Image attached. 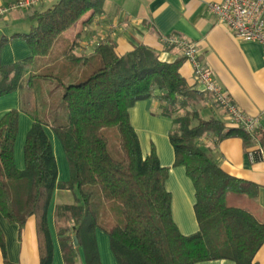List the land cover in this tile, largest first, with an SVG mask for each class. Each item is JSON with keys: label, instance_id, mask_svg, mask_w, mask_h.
Listing matches in <instances>:
<instances>
[{"label": "trees", "instance_id": "16d2710c", "mask_svg": "<svg viewBox=\"0 0 264 264\" xmlns=\"http://www.w3.org/2000/svg\"><path fill=\"white\" fill-rule=\"evenodd\" d=\"M102 4L103 0H57L35 15L30 31L21 34L32 56L6 66L1 52L10 40L0 39V97L14 91L24 94L21 108L0 118V212L20 231L30 217L37 218L41 264L52 262L47 209L56 189L70 190L74 196L73 203L54 208L66 264H76L79 247L86 264H101L94 235L98 228L109 235L118 264H196L218 259L258 264L255 254L264 244V220L256 202L259 186L230 176L204 145L207 136L214 146L230 137L242 138L247 148L255 141L241 128L202 117L197 106L206 92L196 83L189 85L179 73L181 60L162 61L144 44L119 54L107 40L93 55L66 50L55 63L33 70L35 58L46 57L58 36L87 12L101 13ZM81 69L76 82L65 83ZM43 80L63 86L66 124L42 120L37 97L25 98V92H33ZM153 96L160 102V113L174 121L168 137L174 165L185 166L194 183L199 229L191 235L178 231L172 218V196L166 188L169 168L160 165L154 150L145 157L141 154L130 120V108ZM20 111L33 122L24 143L23 170L14 158ZM45 127L56 133L66 152L71 172L67 182L58 180V164ZM258 139L264 149V133ZM3 237L0 229L4 264H13L6 257Z\"/></svg>", "mask_w": 264, "mask_h": 264}, {"label": "crops", "instance_id": "0c3cea01", "mask_svg": "<svg viewBox=\"0 0 264 264\" xmlns=\"http://www.w3.org/2000/svg\"><path fill=\"white\" fill-rule=\"evenodd\" d=\"M17 1L20 0H0V7L4 8ZM56 1L51 0L29 8L14 9L0 15V39L4 36L10 40L1 52V60L5 66L32 56L30 46L21 34L30 31L35 23V15ZM221 1L103 0L101 13L87 12L72 27L70 26L58 36L50 53L43 57L46 61L43 62L40 58L34 59V63L37 62L36 65L39 64V60L41 62L36 69L51 65L63 58L66 50H72V53L76 55H93L96 51L93 42L104 37L115 44V49L119 54H125L137 45L144 44L153 49L162 61L172 63L181 60L179 73L189 85H193L195 79L192 63L185 59L180 48L164 46L160 40L163 35L177 34L197 43L196 45L202 52L201 58L212 67L218 84L228 93L231 101L240 106L248 116L261 118V126L256 135L259 138L260 134L264 133L263 47L259 43L237 38L219 22L215 14L208 9L207 4ZM56 48H58L57 51H54ZM53 53H56L54 57H52ZM197 89L200 88L197 87ZM23 96L22 91H14L0 97V118L12 109H20ZM156 98L153 96V98L148 97L136 102L130 108V120L140 140L141 154L145 157L154 150L160 165L169 168L166 188L172 196V218L178 231L184 235H191L199 229L194 209L196 202L194 183L187 175L185 166L174 165V149L168 139L169 132L174 127V121L173 118L160 113V102ZM197 108L203 118L214 117L227 127L233 126L225 111L213 101L209 93H206L205 100ZM18 119L19 128L14 144V158L17 168L23 170L25 168V159L22 158L23 144L33 122L23 111H20ZM45 131L51 140L58 164L59 155L65 154L62 143L54 131L48 130V127H45ZM55 145H57L56 148ZM204 145L211 149L221 169L230 176L252 181L259 186L256 202L259 215L264 220V159L253 161L248 152L249 148L240 137L226 138L214 146L212 138L207 136L204 139ZM65 161L62 155L63 169ZM73 202L74 196L70 190L56 189L49 209H47L49 236H51L53 247L51 264H66L57 236L54 208L60 203ZM36 223L37 218L32 216L20 231L18 224H11L0 212V229L4 235L6 257L11 263L41 264ZM94 235L101 264H118L110 247L109 236L99 228L96 229ZM77 249L76 264H86L83 248ZM1 250L0 245V264H4V255ZM255 255L258 264H264V244ZM196 264L236 263L230 259H218L201 261Z\"/></svg>", "mask_w": 264, "mask_h": 264}, {"label": "built area", "instance_id": "2783aa9c", "mask_svg": "<svg viewBox=\"0 0 264 264\" xmlns=\"http://www.w3.org/2000/svg\"><path fill=\"white\" fill-rule=\"evenodd\" d=\"M49 1L51 0H20L4 8L0 7V15ZM207 5L219 22L237 38L259 43L263 47L264 56V0H222ZM160 40L164 46L177 47L183 51L185 59L193 65L195 85L211 95L213 101L225 111L233 126L243 129L252 136L255 145L248 150L250 158L253 161L264 159V149L256 136L261 126V118L248 116L240 106L231 101L228 93L218 84L212 67L201 58L202 52L197 43L173 33L163 35ZM106 42V38L100 37L93 42L94 49Z\"/></svg>", "mask_w": 264, "mask_h": 264}, {"label": "rangeland", "instance_id": "374dc122", "mask_svg": "<svg viewBox=\"0 0 264 264\" xmlns=\"http://www.w3.org/2000/svg\"><path fill=\"white\" fill-rule=\"evenodd\" d=\"M57 49L58 48H56V50H54V51H57ZM55 55H56V53H53L52 57H54ZM42 61L44 62V61H46V59L44 58V60H43V58H42ZM36 63L37 62L32 64L33 69L38 68V65L41 64L40 60H39V64L36 65ZM81 71H82V69L77 70L73 75L69 76L65 80V83L68 84V83L76 82L79 78V75L81 74ZM62 89H63V86L57 81L43 80V81L37 82V84H35L33 92L32 91L30 93L25 92V94H26L25 98L27 99L30 97H33V98L37 97L39 118L48 122L51 125H63V124L67 123V117H66L67 108H66V104H64V101H63V97H62L63 96V90ZM34 93L36 96L33 95ZM48 130H51V128L48 127ZM145 134L146 133L144 132V135ZM115 145L116 144L114 143L112 146L113 147L112 149H113V152L116 154L117 148L115 147ZM56 146L57 145H55V148H56ZM17 147L15 149V157H16ZM63 149H64V147H63ZM64 152H65V150H64ZM62 155L66 159L64 169H63L64 166H62ZM65 155H66V152H65V154L59 155V161H58L59 180L62 182H67L71 178V172L69 170L70 167H69L68 159H67V156H65ZM24 156H25V154H24V146H23V157L22 158H24ZM98 197H99V195H96V199H98ZM60 204H63V203H60ZM109 240H110V238H109Z\"/></svg>", "mask_w": 264, "mask_h": 264}, {"label": "water", "instance_id": "95a60500", "mask_svg": "<svg viewBox=\"0 0 264 264\" xmlns=\"http://www.w3.org/2000/svg\"><path fill=\"white\" fill-rule=\"evenodd\" d=\"M74 244H75V246L79 245L78 238L76 236L74 237Z\"/></svg>", "mask_w": 264, "mask_h": 264}]
</instances>
